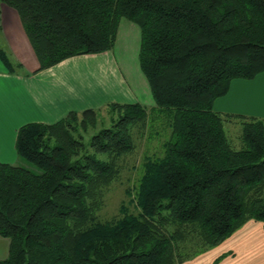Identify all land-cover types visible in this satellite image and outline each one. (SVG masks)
<instances>
[{"label": "trees", "instance_id": "1", "mask_svg": "<svg viewBox=\"0 0 264 264\" xmlns=\"http://www.w3.org/2000/svg\"><path fill=\"white\" fill-rule=\"evenodd\" d=\"M0 3L18 13L38 71L111 50L120 19L136 23L155 103L149 111L109 103L107 125L101 109H86L19 128L23 165L0 163V236L9 239L0 264H181L248 219L264 228V120L212 108L233 79L264 72V0ZM0 58L30 74L5 46L1 22ZM149 116L171 119L163 154L145 159L118 216L99 220L104 191L134 150L133 130ZM231 122L241 128L238 149L225 130Z\"/></svg>", "mask_w": 264, "mask_h": 264}, {"label": "crops", "instance_id": "2", "mask_svg": "<svg viewBox=\"0 0 264 264\" xmlns=\"http://www.w3.org/2000/svg\"><path fill=\"white\" fill-rule=\"evenodd\" d=\"M0 22L5 46L30 73L10 72L0 58V163L23 165L15 142L24 124H52L70 111L100 109L109 103L155 106L139 65L141 35L136 23L120 19L111 50L69 57L38 71L16 10L0 3ZM212 108L264 120V72L252 79H233ZM8 249L9 239L0 236V259L7 257ZM221 255L217 264H264L262 223L248 219L224 241L181 264H212Z\"/></svg>", "mask_w": 264, "mask_h": 264}, {"label": "rangeland", "instance_id": "3", "mask_svg": "<svg viewBox=\"0 0 264 264\" xmlns=\"http://www.w3.org/2000/svg\"><path fill=\"white\" fill-rule=\"evenodd\" d=\"M120 104V103H119ZM101 114L98 120L105 119V125L108 124V112L106 106L100 108ZM149 111V108H147ZM98 121V122H99ZM171 119L162 116L152 120L149 116L146 126L139 127L133 130L134 150L121 158V175L118 180H115L108 186L103 195V204L98 212L99 220L106 221L115 218L119 214V206L127 200L125 190L134 188L138 178L142 173L143 162L151 156L161 157L163 154V143L170 136ZM99 126V123L97 125ZM225 130L233 148H240L241 141L239 139L241 128L238 124L231 122L225 124ZM89 130L84 133L85 136L92 133ZM133 210V208H130ZM218 249V248H217ZM196 257V256H195ZM190 260V259H189Z\"/></svg>", "mask_w": 264, "mask_h": 264}]
</instances>
